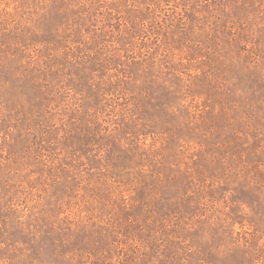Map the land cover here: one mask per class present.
<instances>
[{
	"label": "rangeland",
	"instance_id": "1",
	"mask_svg": "<svg viewBox=\"0 0 264 264\" xmlns=\"http://www.w3.org/2000/svg\"><path fill=\"white\" fill-rule=\"evenodd\" d=\"M0 264H264V0H0Z\"/></svg>",
	"mask_w": 264,
	"mask_h": 264
}]
</instances>
